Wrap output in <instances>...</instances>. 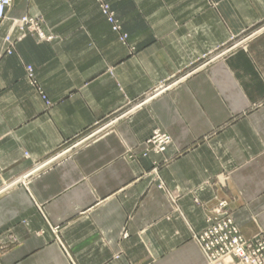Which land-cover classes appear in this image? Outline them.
Masks as SVG:
<instances>
[{"label": "crops", "instance_id": "0c3cea01", "mask_svg": "<svg viewBox=\"0 0 264 264\" xmlns=\"http://www.w3.org/2000/svg\"><path fill=\"white\" fill-rule=\"evenodd\" d=\"M5 15L0 264H208L196 234L221 200L244 237L264 234V0H11ZM24 15L50 39L22 34ZM155 129L163 153L145 152Z\"/></svg>", "mask_w": 264, "mask_h": 264}, {"label": "built area", "instance_id": "2783aa9c", "mask_svg": "<svg viewBox=\"0 0 264 264\" xmlns=\"http://www.w3.org/2000/svg\"><path fill=\"white\" fill-rule=\"evenodd\" d=\"M11 5V0H0V20L6 17V10ZM101 12L105 15L107 21L115 31L120 30V26L114 17L110 6L106 3L101 4ZM13 25H26L27 31H34L42 40H49L39 29L34 19L30 17H22L19 21L12 20ZM24 27V26H23ZM8 43V53H11V40L6 37ZM27 75L33 78V68L26 66ZM93 136V135H91ZM90 136V137H91ZM171 141L170 136L155 129L151 136L145 141L146 151L155 153H163ZM143 152L145 155L146 153ZM207 227L200 232L196 240L204 253L208 264H264V240L258 238L245 239L239 235L237 225L234 223L227 210L225 201H219L212 208V216L207 219Z\"/></svg>", "mask_w": 264, "mask_h": 264}, {"label": "rangeland", "instance_id": "374dc122", "mask_svg": "<svg viewBox=\"0 0 264 264\" xmlns=\"http://www.w3.org/2000/svg\"><path fill=\"white\" fill-rule=\"evenodd\" d=\"M10 7V6H9ZM8 7V8H9ZM104 15V14H103ZM24 16H26V17H30V18H32V19H34V22L35 23H37V25H38V29L44 34V32H43V29H42V19L40 18V17H37V16H28V15H24ZM24 16H21V17H19V18H14V20H17V21H19L20 22V20L22 19V17H24ZM105 16V15H104ZM106 18V17H105ZM2 20V19H1ZM107 20V19H106ZM108 22V21H107ZM118 22V21H117ZM109 23V22H108ZM119 24V23H118ZM109 25H110V23H109ZM20 32H22V34H25V33H27V32H34V33H36V31H37V27L34 29V31H27V30H29V29H27L26 28V25L25 24H23L22 25V27L21 26H18V25H14ZM24 26V27H23ZM119 26H120V24H119ZM110 27H111V25H110ZM111 29H112V27H111ZM36 30V31H35ZM113 30V29H112ZM113 31H115V30H113ZM37 34V33H36ZM38 35V34H37ZM45 35V34H44ZM46 36V35H45ZM39 37V36H38ZM46 37H48V36H46ZM250 37V35L249 36H247V37H244V38H242V39H240V40H237V41H235L234 43H232L230 46H228L227 47V50H229L230 48H233L234 46H236V45H240V44H242L243 42H245L248 38ZM42 40V39H41ZM231 42H233V40H231ZM220 50H222L220 53H218V54H210V55H208V56H204V57H209L210 59H208L209 61H212L214 58H217V57H219V56H222V54L226 51V50H224L223 51V49H221L220 48ZM219 55V56H218ZM208 60H206L205 61V63H207L208 62ZM177 80H174V81H172V80H170L169 82H168V84H166V85H164L162 88L163 89H165V88H167V87H169L170 85H172L174 82H176ZM144 101V100H143ZM142 101V102H143ZM141 102H135V103H132L131 105H132V107H131V109H133V108H136V107H138V105L140 104ZM112 121L113 120H111V121H109V122H107V123H105V124H103L102 126H99V127H97L96 129H94L93 131H91L89 134H87L85 137H83L82 139H80L79 141H77V142H75L73 145H71L69 148H67V149H70V148H74V147H76V146H78V145H80V144H82V143H84V142H86L87 140H89V139H91L92 137H95V136H97L99 133H101L106 127H107V125L109 124V123H112ZM154 131V130H153ZM91 135H93V136H91ZM91 136V137H90ZM151 136V135H150ZM149 136V137H150ZM148 137V138H149ZM66 149V150H67ZM65 150V151H66ZM61 152H63V151H61ZM57 155H59V153L57 154ZM52 160V159H51ZM50 161V160H49ZM36 168H38V166L36 167ZM221 201H224V200H221ZM219 202V201H218ZM217 202V203H218ZM216 203V204H217ZM227 210H228V212L230 213V211H229V209L227 208ZM210 216H212V209H211V214H210ZM209 216V217H210ZM230 216H231V218H232V214L230 213ZM208 217V218H209ZM207 218V219H208ZM233 219V218H232ZM234 221V220H233ZM208 225V224H207ZM207 227V226H206ZM205 227V228H206ZM204 228V229H205ZM237 228H238V226H237ZM203 229V230H204ZM202 230V231H203ZM238 230H239V228H238ZM201 231V232H202ZM200 233V232H199ZM198 233V234H199ZM198 234H196V237H197V235ZM239 235H241L242 237H244L242 234H241V232H240V230H239ZM259 237V239H263L264 240V234H262V233H259V234H256V235H254V236H252V237H244L245 239H254V238H258Z\"/></svg>", "mask_w": 264, "mask_h": 264}]
</instances>
